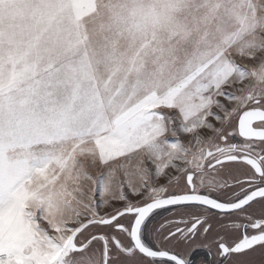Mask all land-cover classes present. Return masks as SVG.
I'll return each mask as SVG.
<instances>
[{
  "label": "snow or ice",
  "instance_id": "snow-or-ice-1",
  "mask_svg": "<svg viewBox=\"0 0 264 264\" xmlns=\"http://www.w3.org/2000/svg\"><path fill=\"white\" fill-rule=\"evenodd\" d=\"M0 264H264V0H0Z\"/></svg>",
  "mask_w": 264,
  "mask_h": 264
},
{
  "label": "rangeland",
  "instance_id": "rangeland-1",
  "mask_svg": "<svg viewBox=\"0 0 264 264\" xmlns=\"http://www.w3.org/2000/svg\"><path fill=\"white\" fill-rule=\"evenodd\" d=\"M182 139L184 140L185 143H187L189 138L187 136H184V137H182Z\"/></svg>",
  "mask_w": 264,
  "mask_h": 264
}]
</instances>
